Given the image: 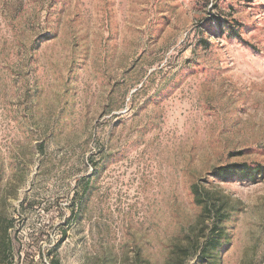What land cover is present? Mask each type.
Listing matches in <instances>:
<instances>
[{
  "label": "rangeland",
  "instance_id": "rangeland-1",
  "mask_svg": "<svg viewBox=\"0 0 264 264\" xmlns=\"http://www.w3.org/2000/svg\"><path fill=\"white\" fill-rule=\"evenodd\" d=\"M231 164L264 169V0H0V264H264Z\"/></svg>",
  "mask_w": 264,
  "mask_h": 264
},
{
  "label": "trees",
  "instance_id": "trees-1",
  "mask_svg": "<svg viewBox=\"0 0 264 264\" xmlns=\"http://www.w3.org/2000/svg\"><path fill=\"white\" fill-rule=\"evenodd\" d=\"M217 172H218L217 173L218 176H227V175L232 176L238 173L245 174L246 172H255L258 174L260 172L261 173L264 172V169L261 166H257L255 168H249L244 164H231L226 167L219 168ZM212 221H213V225L211 229L212 236H209L207 241L210 245L213 246V249H217L219 247L220 240L223 238L222 235L223 227L220 224V222L222 221V215H220V213H216L212 217ZM201 252L202 253H200L198 258L206 253L205 251H201Z\"/></svg>",
  "mask_w": 264,
  "mask_h": 264
}]
</instances>
